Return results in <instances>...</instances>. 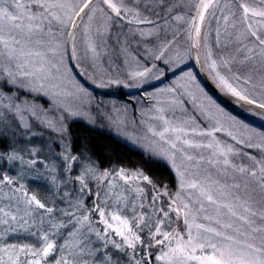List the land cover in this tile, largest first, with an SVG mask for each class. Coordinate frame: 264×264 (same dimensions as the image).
Returning a JSON list of instances; mask_svg holds the SVG:
<instances>
[{
  "label": "snow or ice",
  "instance_id": "1",
  "mask_svg": "<svg viewBox=\"0 0 264 264\" xmlns=\"http://www.w3.org/2000/svg\"><path fill=\"white\" fill-rule=\"evenodd\" d=\"M114 28L119 64L103 59ZM189 60L264 118V0H0V264H264V127L213 99ZM72 61L98 87L151 90L94 113ZM98 116L174 184L74 151L73 118Z\"/></svg>",
  "mask_w": 264,
  "mask_h": 264
},
{
  "label": "rangeland",
  "instance_id": "2",
  "mask_svg": "<svg viewBox=\"0 0 264 264\" xmlns=\"http://www.w3.org/2000/svg\"><path fill=\"white\" fill-rule=\"evenodd\" d=\"M174 2L183 3L184 0H174ZM117 30L118 29H116V28L113 29V38H112V40L109 41L110 50H109L108 53H105L103 55V59H104L105 62H107V60L109 59L110 55L113 58L114 62L117 63V64L121 63V61L123 59V56L119 52V46L115 43V33H116ZM125 31H126V29H125ZM122 39H123V37H121V40ZM132 47L135 48L136 45L133 43ZM194 62L195 61H193V60L187 61V67L192 68V70L195 72L194 65H193ZM70 63H71L72 69H73V74L76 76V79H78L86 88H88L89 91L92 93L93 97L95 98L94 102L91 105V109H92V111L94 113L96 111L97 102H107V101L115 99V100L123 103V102H126V101H131V98L133 96L142 95V93H143V91L145 89L151 90L150 88H148L147 85H145L144 88L139 89V90L138 89H128V88H123V87L101 88V87H98L96 84H93L90 80H88V78L84 74H82L78 68L75 67V62L74 61H72ZM161 67H163L162 64H161ZM180 69L181 70H185V66L181 65ZM173 71H176V70H173ZM173 71H167L166 70L164 77H161L159 81H152L151 84L153 86H156V87H160L163 84H167L171 79L174 78L173 77ZM176 74H178V71H176ZM196 76H197V74H196ZM197 79L200 81L201 85L203 86V84H202V82H201V80L199 79L198 76H197ZM213 85H215V84L213 83ZM121 90L123 92H121ZM205 90L208 92V94L210 96H212L211 93L206 88H205ZM220 93H221L223 99L226 100L227 103H229L230 105L232 104V106L233 105L237 106L235 108L238 111H241L246 116H251V117L255 118V120H257L258 122L264 124V118L256 116L255 114L249 112L243 106L240 107L239 105H241V104H238L235 101V98L231 97L230 95H226V94L222 93L221 91H220ZM213 99H215V98L213 97ZM41 102L47 104V98H41ZM69 102L70 103H76V101L72 100L71 98L69 99ZM217 102L220 103L219 101H217ZM189 107H191V105H189ZM222 107H224L232 115L237 116L238 118H240L242 120H245L246 123H250V124L253 125V123H251V121L248 118H245L243 116L239 117L233 111L227 109L224 105H222ZM136 116H137V119H139V114L138 113L136 114ZM73 120H81V121L85 122L86 124H88L89 126H92L93 128L105 131L107 133H111L114 137L124 141L129 146H131L133 148H136L138 150H141L143 153H145V150L140 145L135 144L134 142H132L131 140L127 139L126 137H124L122 135H119L114 130V128H112L110 126L109 122L106 119H103V118L98 116L94 123L88 121L87 119H85L83 117H75V118H73ZM253 126L256 127L255 125H253ZM35 131H38V132L42 131L43 135L36 136V137L32 138L31 142H32L33 146H38V147L44 148V147H47V145L49 143H52V140L50 139V137L53 134L50 131L44 130V129H40V128L35 129ZM218 135L221 136V138H225L224 134H222V133H218ZM7 143H8V141L3 136H0V145H1L0 150H2V148L5 149V146L7 145ZM23 143H24V141H23V139H21V144H23ZM24 146L27 147V145H24ZM245 151H252L253 154H257V150H255V149H245ZM0 163H2V162H0ZM3 167H7V165H3ZM0 170H2V168H0ZM15 173H16V169L15 168L10 169V174L15 175ZM172 179L173 180H172L171 184H174V173H173ZM28 185H29V188L32 189V190H39L41 192H43L45 190L43 181H36L34 179H28Z\"/></svg>",
  "mask_w": 264,
  "mask_h": 264
},
{
  "label": "trees",
  "instance_id": "3",
  "mask_svg": "<svg viewBox=\"0 0 264 264\" xmlns=\"http://www.w3.org/2000/svg\"><path fill=\"white\" fill-rule=\"evenodd\" d=\"M193 65L194 70L201 80L203 86L217 101H219L227 109L233 111L239 117L243 116L248 118L257 128L264 127V124L258 122L251 116H246L243 112L238 111L235 108L237 106H232V104L230 105L226 102V100L223 99L222 96H218L212 92V90L205 83L203 77L200 75L195 62ZM121 92L123 91L121 90ZM239 106L242 107V105ZM70 130L74 151H79L83 145H87L95 157L104 164H107L109 161H111L115 163H123L128 167H143L144 170L153 177L170 184L172 183L173 173L170 171V169L163 166L162 164L151 162L148 156L141 150L129 146L124 141L114 137L111 133L93 128L81 120H73L70 123ZM2 150L4 149L2 148Z\"/></svg>",
  "mask_w": 264,
  "mask_h": 264
},
{
  "label": "water",
  "instance_id": "4",
  "mask_svg": "<svg viewBox=\"0 0 264 264\" xmlns=\"http://www.w3.org/2000/svg\"><path fill=\"white\" fill-rule=\"evenodd\" d=\"M195 61V60H194ZM197 65V64H196ZM197 69L200 72V75L203 77V79L205 80V83L207 84V86L212 90V92H214L216 95L221 96L220 91L218 90L217 87H215V85H213V83L209 80L207 74L205 72H202L199 68V66L197 65Z\"/></svg>",
  "mask_w": 264,
  "mask_h": 264
}]
</instances>
